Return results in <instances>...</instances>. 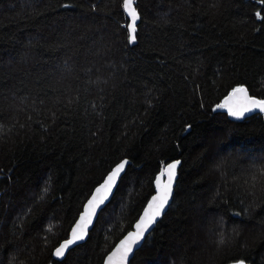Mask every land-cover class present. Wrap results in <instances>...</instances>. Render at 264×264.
Listing matches in <instances>:
<instances>
[{
  "label": "trees",
  "instance_id": "1",
  "mask_svg": "<svg viewBox=\"0 0 264 264\" xmlns=\"http://www.w3.org/2000/svg\"><path fill=\"white\" fill-rule=\"evenodd\" d=\"M135 8L133 45L123 0H0V264H104L174 161L173 202L130 264H264V114L218 107L238 87L264 100V3ZM123 160L87 242L56 259Z\"/></svg>",
  "mask_w": 264,
  "mask_h": 264
},
{
  "label": "snow or ice",
  "instance_id": "2",
  "mask_svg": "<svg viewBox=\"0 0 264 264\" xmlns=\"http://www.w3.org/2000/svg\"><path fill=\"white\" fill-rule=\"evenodd\" d=\"M264 3V0H260ZM67 6V5H65ZM123 8L131 18V23L128 24V42L135 43L136 36V21L139 19V15L136 8L133 6V0H123ZM260 15V13H257ZM218 107H226L228 114L237 119L243 117L244 113L251 112L253 110H259L264 113V100L252 99L248 96L247 91L243 87L234 89L232 95L228 98L224 105ZM127 161L120 163L112 173L107 177L102 188L97 189V193L103 192L104 195L93 196L92 200L89 201V206L85 211V214L81 216L80 222L72 230L71 239L62 243L55 249L54 255L58 258L65 256L66 251L69 247L75 244L77 241H82L86 235L87 225L91 222V216L95 211V207L99 203L103 202L106 198L107 193L111 191L112 186L115 184L117 177L125 169ZM180 162L167 164L160 175L156 177L157 195H155L149 202L147 210L144 212L139 223L136 224V231L130 233L111 254L109 264H127L129 255L133 252L134 247L139 245L142 240L145 239L146 234H150V229L156 224L157 219L164 213L166 206L169 204V200L172 196L173 182L176 177V169ZM167 177L166 181L163 177ZM47 189H45L46 191Z\"/></svg>",
  "mask_w": 264,
  "mask_h": 264
},
{
  "label": "water",
  "instance_id": "3",
  "mask_svg": "<svg viewBox=\"0 0 264 264\" xmlns=\"http://www.w3.org/2000/svg\"><path fill=\"white\" fill-rule=\"evenodd\" d=\"M135 2H136V0H133V6H134V7H135ZM124 11H125V9H124ZM136 11H137V10H136ZM137 13H138V15H139V19L136 21V26H137V27H136V33H137L138 25H139L140 22H141V15H140V13H139L138 11H137ZM125 14H126L128 20H129V24H130V23H131V18L128 16V14H127L126 11H125ZM135 43H136V42H135ZM135 43H132V44L134 45ZM245 89H246V88H245ZM246 91H247V94H248V96H249L250 98H252V99H256V98H254V97H252V96L250 95V93H249V91H248L247 89H246ZM232 93H233V92H232ZM232 93L229 94V95L224 99L223 105H224L225 102L228 100V98L232 95ZM224 108H225L226 112L228 113L227 108H226V107H224ZM263 114H264V113H261L259 110H253V111H251V112H246V113H244L243 117H241L240 119H237V118H235V117H233V116H230V115H229V116H230V118H231L232 120H236V121H244V120H246V119H248V118H250V117H252V116H254V115H263ZM124 161H127V162H128V163L125 165V169H124V170L120 173V175L117 177L115 184L112 186L111 191H109V192L107 193V196H106V198L103 199V202H102V203H99L98 206L95 207V211H94V213H93L92 216H91V222L87 225L86 235H85L84 240H82V241H77L75 244L71 245V246L69 247V249L66 251L64 257H62V258H58V257L55 256L56 259H58V260H60V261H61V260H64V259L67 257L68 253H69L71 250H73V249H75L76 247L81 246V245H83L84 243L87 242V240H88V238H89V234H90V232L93 230V228H94L96 222L98 221V218H99L100 214H101V213L103 212V210H104V209H105V208L111 203L112 199L114 198V195L116 194V191H117V189H118V186L120 185V181H121L122 177L125 175V173H126V171H127V168H128V165L130 164V162H129L128 160H123V161H121L120 163H122V162H124ZM174 162H176V161H174ZM174 162H171V163H174ZM179 162H180V163L178 164L177 169H176V177H175V180H174V182H173V191H172V196H171V198H170V200H169V204L166 206L165 211H164V213L161 215V217H159V218L157 219L156 224L152 227V229H150V234H151L152 231L155 229L156 225H157L158 222L161 220V218H162V217L168 212V210H169V208H170V206H171V204H172V202H173L174 193H175V186H176V182H177V180H178V170H179V168H180V166H181V161H179ZM120 163H119V164H120ZM119 164H117V165L113 168V170H114ZM164 168H165V166L162 167L161 171H163ZM113 170H112V171H113ZM112 171H111V172L105 177L104 181H103L101 184H99V185L94 189V191L92 192L91 196L89 197V199H88L87 202L85 203V205H84V207H83V210H82V212L80 213L78 219H77L76 222L74 223V225H73V227H72V229H71V231H70V233H69V238L66 239L65 241L71 239L73 228L76 226L77 223L80 222V218H81L82 215L85 214V211H86V209H87L88 206H89V201L92 200L93 196H97V197L99 198L100 196H103V195H104L103 192H101V193H97V189H98V188H102V186L104 185L105 181L107 180V177L112 173ZM160 173H161V172H160ZM160 173H159L157 176H159ZM162 179L166 181L167 177L165 176V177H163ZM155 195H157L156 180H155V194L150 198V200H149L148 203L146 204V206H145V208H144L142 214L140 215L138 221L135 223L133 229H132L130 232H128V233H127V234H126V235H125V236H124V237H123V238H122V239L116 244V246H115V247H114V248L108 253V255L106 256V258H105V260H104V264H109V259H108V258L111 256V254H112L113 252L116 251V249L120 246L121 242H122V241H123V240H124V239H125L130 233H133V232L136 231V227H135L136 224L139 223V221H140V219L142 218L144 212L147 210V207H148L149 202L152 200V198H153ZM0 204H1V196H0ZM150 234H146L145 239L142 240L141 243H140L139 245H137V246L134 247L133 252H132V253L129 255V257H128L127 264H130V263H131V261L134 259V256H135L136 253H137V252L143 247V245H144V243H145L147 237H148ZM65 241H63L62 243H64ZM62 243H61V244H62ZM61 244H60V245H61ZM60 245H59V246H60ZM54 252H55V251H54Z\"/></svg>",
  "mask_w": 264,
  "mask_h": 264
}]
</instances>
